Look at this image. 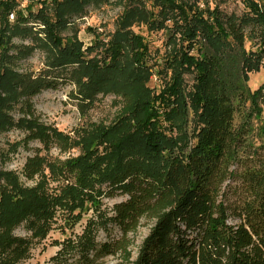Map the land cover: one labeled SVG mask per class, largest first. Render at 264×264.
Segmentation results:
<instances>
[{"label": "trees", "instance_id": "obj_1", "mask_svg": "<svg viewBox=\"0 0 264 264\" xmlns=\"http://www.w3.org/2000/svg\"><path fill=\"white\" fill-rule=\"evenodd\" d=\"M210 2L28 0L21 7L19 0H0V126H23L24 147L37 141L48 152L56 139H66L41 121L31 101L43 89L57 87L59 76L73 82L72 96L81 108L99 93L119 95L124 104L114 124L96 123L78 131L77 144L85 154L96 155V147L103 153L91 162L84 155L71 160L75 167L85 161L95 168L85 188L93 189V181L107 170L104 194L126 196L106 218L118 236L71 245L93 246L94 258L124 252L129 235L141 219L149 218L154 224L134 264H264V82L253 91L247 85L248 73L258 71L264 61V0H244L250 15L240 16L226 15ZM101 3L114 4L121 12L110 33L87 27L93 39L86 46L73 18L86 5ZM141 25L165 35L164 71H158L164 87L157 94L146 85L154 74L148 43L133 31ZM17 37H29L30 44H14ZM246 43L255 49H247ZM36 49L44 51L38 71L22 73L9 66ZM185 75L193 79L189 102L202 119L186 150L187 138L175 147L157 121L164 101L179 102ZM14 103L20 115L15 123L7 111ZM177 114L183 116L185 109ZM44 159L36 149L26 157L23 175L31 180L40 174ZM228 180L240 190L234 201L223 187ZM7 181L11 188L0 198V253L18 258L23 242L11 236L12 227L35 214L43 224L32 221L30 226L36 223L33 233L43 237L50 203L39 199L36 190L20 189L13 178ZM71 188L62 197L70 199H62L66 206L80 202L81 192ZM0 264L11 261L3 257Z\"/></svg>", "mask_w": 264, "mask_h": 264}, {"label": "rangeland", "instance_id": "obj_2", "mask_svg": "<svg viewBox=\"0 0 264 264\" xmlns=\"http://www.w3.org/2000/svg\"><path fill=\"white\" fill-rule=\"evenodd\" d=\"M19 1L21 7H24L28 2V0ZM216 3L226 15L247 14L244 0H211L210 5L213 6ZM120 12L121 8L114 4L86 5L83 13L73 18L79 29L78 36L84 45H90L93 39L92 34L87 32V27L95 28L103 34L110 33L115 29V20ZM133 31L142 35L148 43L152 55L149 64H152L154 74L146 85L154 94H157L164 87L163 77L158 74V71H164L161 64L162 55L167 49L165 35L162 31L150 32L142 25L134 27ZM68 33V31H64V34ZM30 41L29 37L13 39V43L17 45H29ZM251 45V43H246L245 47L255 49L254 45ZM13 52L14 50H12V54H14ZM9 62V66L17 72H36L44 65V51L36 49L25 58H17ZM260 65L258 71L248 73L247 85L252 91L264 82V61ZM169 75L170 73L166 75V78ZM184 79L185 85L180 87L179 102L164 101L160 109H157V121L161 123L164 133L174 139L175 147L177 143L178 147L182 146L179 141L182 138H187L184 147L186 150L194 142L192 135L196 134L202 119L198 107L189 102L193 79L189 75H185ZM75 90L73 82L63 81L59 76L57 87L43 89L31 98L36 111L40 113L41 121L66 137L63 140L56 139L48 152L44 151L42 145L37 141H31L26 147L23 146L22 139L26 133L23 126H0V173L9 172L11 174L7 178L3 176L4 174L0 175V198H2L1 194L8 192L11 188L7 179L13 178L20 189L36 190L39 199L47 200L50 203L49 211L51 213V216L46 218L47 225L44 224L45 228H43L46 233L43 237H38L33 233L36 223L30 226V222L40 220L35 217V214L20 219L12 227L10 234L15 239H22L23 244L19 248L23 249V254L15 258V253L3 252L0 253V261L5 257L11 261V264H134L142 240L154 224L153 219H141L136 231L129 235L130 244L127 249L116 255L94 258L93 246H87L85 249L81 245L71 246L81 241L92 245L94 242L95 244L101 243L118 236L117 228L110 227V222L106 221V218L112 214V205L126 198L122 195L109 198L104 194L107 182L103 175L107 170L93 181V189H90L84 186L90 178L94 177L95 168L92 165H85L87 163L85 161L77 167L71 164L72 159L81 158L83 155L88 157L86 161L91 162L96 155L103 153V149L96 147L100 154H85V150L77 144L78 131L96 123L106 126L114 124L122 113L124 104L119 95L99 93L92 100V104L81 108L78 99H74L72 96ZM17 105L14 103L7 110L13 123L20 117ZM182 108L185 109V114L180 117L177 111ZM255 142H258L257 139ZM39 148L45 157L44 168L40 174L29 180L23 175L22 166L26 157L33 155ZM130 155L135 157L134 154ZM135 159L143 161L142 157H135ZM235 186L236 183L231 180L224 183L223 187L228 190L226 194H228L229 201H234L239 196L240 190L237 188L234 190ZM70 187H72L71 190L76 189L81 192L80 202L76 206H66L62 201V197L67 194ZM93 192L94 194L91 195ZM38 198L36 199L38 200ZM63 200H68L67 202L70 203L69 198L65 197ZM23 202L24 199L19 205L23 206ZM230 221L236 222L237 220L230 219ZM40 222L38 225L43 224Z\"/></svg>", "mask_w": 264, "mask_h": 264}]
</instances>
